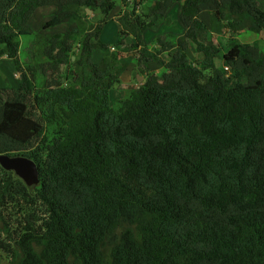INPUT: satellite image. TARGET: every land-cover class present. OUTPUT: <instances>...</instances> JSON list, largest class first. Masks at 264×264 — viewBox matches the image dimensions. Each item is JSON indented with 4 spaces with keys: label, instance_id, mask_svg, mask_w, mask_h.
Instances as JSON below:
<instances>
[{
    "label": "trees",
    "instance_id": "obj_1",
    "mask_svg": "<svg viewBox=\"0 0 264 264\" xmlns=\"http://www.w3.org/2000/svg\"><path fill=\"white\" fill-rule=\"evenodd\" d=\"M144 1L115 15L112 45L100 37L114 0H0V62L13 61L19 89L33 96L0 88V154L27 156L39 169V183L27 186L0 166L8 264H264V52L233 36L222 51L200 16L206 5L231 35L260 33L264 0H182L183 38H157L158 49L142 34L180 0H154L140 14ZM46 6L55 9L41 29L65 31L34 33L29 20ZM85 7L101 18L81 33ZM23 36L44 62L21 60ZM190 43L202 54L195 65ZM134 59L164 70L112 105L110 90ZM55 68L71 82L34 90L27 72Z\"/></svg>",
    "mask_w": 264,
    "mask_h": 264
},
{
    "label": "rangeland",
    "instance_id": "obj_2",
    "mask_svg": "<svg viewBox=\"0 0 264 264\" xmlns=\"http://www.w3.org/2000/svg\"><path fill=\"white\" fill-rule=\"evenodd\" d=\"M182 0H180V2H178L177 4H175L172 8L171 13H168L169 19L167 20V22H165L162 25H159L158 29H147L145 31V35H144V41L146 40V42H144L145 44H147V46L149 48H159V46L156 43V38L157 37H163L165 36L167 33L172 32L173 34H183L184 32V28L181 27V25H179L178 22V10H179V4L181 3ZM117 3L120 2V0H116ZM124 3H127L126 0ZM153 3V0H146L144 1L140 6L136 7L137 8V12L140 14H146L148 13V8L149 5H151ZM132 7V4H131ZM130 7V8H131ZM202 8V12H201V18L202 20L206 23L207 25V39L208 41L212 42L213 44H216L219 46V48L222 51H225L226 49H228L231 44H232V36L234 38H236V40L240 43L241 46L243 47H250V46H257L261 51L264 52V31L260 32V33H252L249 31H241L238 32L237 34L231 35L230 32L223 27H217L213 24L214 21V15L212 12H210L208 10V7L206 5H201ZM89 11H92L91 9H89ZM84 12V10H82V13ZM50 11L49 9L46 8H39L37 9V12L34 14V16H32V18L30 19V25L33 29L34 32H42L43 30L41 29V21H46L48 19H50L52 17V15H49ZM84 14V13H83ZM91 14V13H89ZM167 14V15H168ZM49 15V16H48ZM85 21H87L88 19L86 18V16H83ZM115 17V16H114ZM100 19V15L98 14L95 18H91V22L88 21L86 24H83L82 22V28H83V32L84 29L86 27H88V24L90 23L89 26L95 25L96 22ZM114 23V22H113ZM112 26L113 25H108L105 29V25L103 26V37L105 39H108V41L110 40V33L112 30ZM147 32H149L147 34ZM167 37V36H166ZM175 37V36H174ZM174 37L172 38L173 42H175L177 39H174ZM80 37H77L75 42L73 43L74 45V49L72 53H75L76 56H78V41H79ZM133 37L129 36L125 39V41H132ZM180 40V39H179ZM30 41H31V36H23L20 38V44H21V51H20V55H21V60H25V63L28 62L29 63H34L36 64L37 62H44L45 60L43 58L40 57H36L35 56H30V52H28V48L30 45ZM117 42V41H116ZM114 42V43H116ZM110 44V43H109ZM112 44V43H111ZM35 49V48H34ZM35 51V50H34ZM115 51V50H114ZM175 51V48L173 50L170 51L169 54H171L172 52ZM187 54L189 56V59L192 61V63L198 64L201 59H202V54H199L195 51V46L194 44L190 43V47L187 49ZM138 57V56H137ZM136 57V58H137ZM161 57L164 60H168V54L167 53H163L161 54ZM72 58L74 59V56H72ZM32 59H37L36 61H32ZM138 59V58H137ZM1 64H0V88H3L4 90H11V94H13V92H18L19 98L20 99H28V97L31 100L32 103V97L31 94L29 95V93H25L23 89H19V78H20V73H17L14 65H13V61L9 60L6 57H2L1 58ZM218 65H225L222 64L219 60L217 61ZM136 67H131V68H126V70L124 71L123 75L121 74L120 77L122 76V78L124 80H126L125 82L123 80H119L114 84V86L112 87V91H111V104L113 105L114 102L116 100H118L119 98L123 97L124 94H127L131 89L138 87L140 85L143 84V82L146 79V76L149 73H155L160 75L161 72L164 70L162 65L156 63V62H137L135 61ZM237 67V66H236ZM229 70L231 71V67L228 66ZM56 69L55 71L51 70H45V73H42L40 71L38 72H31V69L27 72L29 79L34 83V90H42L45 89L46 86H48V84L50 83L51 80L57 81V79L60 81V83H63L64 86L68 85L71 82V77L69 78H65L64 76H60V73H56ZM27 71V69H25ZM57 76H59V78H57ZM126 77V78H125ZM48 127L44 124V130L43 132H47ZM43 132L41 133V135L43 134ZM39 137H35L33 140H31L29 143H27L21 152H25L26 150H31L34 148V146L37 144L38 142V138ZM0 264H8V260L7 258L4 256V254H2L0 252Z\"/></svg>",
    "mask_w": 264,
    "mask_h": 264
},
{
    "label": "crops",
    "instance_id": "obj_3",
    "mask_svg": "<svg viewBox=\"0 0 264 264\" xmlns=\"http://www.w3.org/2000/svg\"><path fill=\"white\" fill-rule=\"evenodd\" d=\"M58 2H62L63 0H57ZM115 1V7L110 11V13H109V15L107 16V22H106V24H105V27H104V29L108 26V25H113L112 26V30H110L111 31V33H110V40L108 41V39H105L104 37H103V31H104V29H103V31H102V33H101V39H102V41H104V42H106V43H112V45H114L115 43L114 42H116V41H118V39H119V34H118V25H117V23L114 21V16L116 15V14H118L120 11H122V10H124V9H127V8H129V7H131V1L130 0H126V2L127 3H124L125 2V0H124V2L122 1V0H120V2L119 3H117L116 2V0H114ZM153 2H154V0H153ZM153 4V3H152ZM151 4V5H152ZM151 5H149V6H151ZM41 8V7H40ZM42 8H46V9H49V11H50V14L49 15H53V12H54V7L53 6H46V7H42ZM173 8V7H172ZM172 8L168 11V13H171V11H172ZM37 9H39V8H37ZM37 9L35 10V12L32 14V16H34V14L37 12ZM82 10H84V14L82 13ZM80 12L83 14V16H86V18L88 19L87 21H85V19H84V17L83 16H81V18H79V19H77V21H76V23H77V25L79 26V29H80V32L81 33H85L87 30H88V28H89V25H90V23L88 24V27H87V29H86V27H85V29H84V32H83V28H82V22H83V24H86L88 21H90L91 20V18H95L98 14L100 15V18H101V14L99 13V11L98 10H96V11H89V8H83V9H81L80 10ZM89 13H91V14H89ZM167 13V14H168ZM166 14V16H165V18H164V20H163V22L160 24V25H162V24H164L165 22H167V20H166V18H168L169 19V14L167 15ZM48 15V16H49ZM32 16H31V18H32ZM30 18V19H31ZM29 22H30V20H29ZM44 21H41V24L43 23ZM91 22V21H90ZM114 22V23H113ZM179 22V21H178ZM179 25H181L180 23H179ZM159 27V26H158ZM158 27L157 28H154L155 30L156 29H158ZM181 27H182V25H181ZM66 28H67V24H60V25H58V26H56V27H53V28H51L50 30H48V31H42V32H34L35 34H37V35H41V34H43V33H57V32H63V31H65L66 30ZM183 28V27H182ZM150 30H152V29H150ZM149 32H147V34H148ZM183 34H184V32H183ZM183 34H181V35H179V34H173L172 32H170V33H167L165 36H167L168 37V39L169 40H172V38L174 37V39H182L183 38ZM144 35H145V32L142 34V38L144 37ZM165 36H163V37H157V38H164ZM170 36H172V37H170ZM32 38V37H31ZM145 38V37H144ZM144 38H143V41H144ZM156 38V39H157ZM127 42H130V41H127ZM144 42H146V40L144 41ZM147 45V44H146ZM190 47V44L188 45V48ZM187 48V49H188ZM31 47L29 46V48H28V52H30V54L32 53V52H35L34 50H31ZM115 50V47H111V51H114ZM20 51H21V47H20ZM20 51H19V53H20ZM186 53H187V50H186ZM33 54V53H32ZM188 55V54H187ZM19 56L21 57V55L19 54ZM103 57V52L101 51V50H99V49H94L93 51H92V59L95 61V62H99L100 60H101V58ZM189 57V56H188ZM73 59V58H72ZM2 61V60H1ZM24 61V60H23ZM135 59L134 60H132L129 64H128V68H131V67H136V64H135ZM25 62V61H24ZM0 64H1V62H0ZM126 67V68H127ZM126 70V69H125ZM124 70V71H125ZM124 71L121 73L122 75H123V73H124ZM126 78V77H125ZM120 80H123L124 82L126 81V80H124L123 78H122V76L120 77ZM111 91H112V88H111V90H110V101H111Z\"/></svg>",
    "mask_w": 264,
    "mask_h": 264
},
{
    "label": "water",
    "instance_id": "obj_4",
    "mask_svg": "<svg viewBox=\"0 0 264 264\" xmlns=\"http://www.w3.org/2000/svg\"><path fill=\"white\" fill-rule=\"evenodd\" d=\"M0 166L7 171H12L27 186L39 183V169L37 164L24 155L0 154Z\"/></svg>",
    "mask_w": 264,
    "mask_h": 264
},
{
    "label": "built area",
    "instance_id": "obj_5",
    "mask_svg": "<svg viewBox=\"0 0 264 264\" xmlns=\"http://www.w3.org/2000/svg\"><path fill=\"white\" fill-rule=\"evenodd\" d=\"M225 69H228L227 67H225Z\"/></svg>",
    "mask_w": 264,
    "mask_h": 264
},
{
    "label": "clouds",
    "instance_id": "obj_6",
    "mask_svg": "<svg viewBox=\"0 0 264 264\" xmlns=\"http://www.w3.org/2000/svg\"><path fill=\"white\" fill-rule=\"evenodd\" d=\"M130 1H131V0H130ZM138 6H139V5H138ZM138 6H137V7H138Z\"/></svg>",
    "mask_w": 264,
    "mask_h": 264
}]
</instances>
